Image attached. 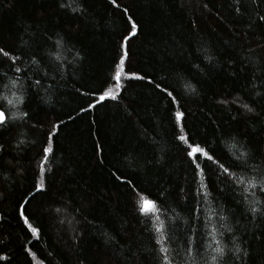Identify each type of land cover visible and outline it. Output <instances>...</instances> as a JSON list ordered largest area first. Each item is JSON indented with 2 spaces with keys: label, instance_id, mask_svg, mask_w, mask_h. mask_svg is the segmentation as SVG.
Here are the masks:
<instances>
[{
  "label": "trees",
  "instance_id": "16d2710c",
  "mask_svg": "<svg viewBox=\"0 0 264 264\" xmlns=\"http://www.w3.org/2000/svg\"><path fill=\"white\" fill-rule=\"evenodd\" d=\"M116 4L0 0V48L19 57L13 65L0 53V98L23 96L19 111L28 113L12 121L16 109L0 99L10 120L0 128V264H161L157 217L138 211L141 195L159 206L171 264H213V226L225 253L217 264H264V0ZM124 8L139 31L118 87L122 37L131 31ZM102 90L117 98L96 103ZM89 103L96 106L80 111ZM176 111L185 113L181 122ZM53 123L60 129L41 173ZM182 134L235 179L202 158L198 176ZM241 151L246 163L235 158ZM202 183L207 197L197 194Z\"/></svg>",
  "mask_w": 264,
  "mask_h": 264
},
{
  "label": "snow or ice",
  "instance_id": "6c2138e0",
  "mask_svg": "<svg viewBox=\"0 0 264 264\" xmlns=\"http://www.w3.org/2000/svg\"><path fill=\"white\" fill-rule=\"evenodd\" d=\"M111 3L116 6L119 7V5L116 4V0H111ZM206 6V5H205ZM61 7H64V5H61ZM73 12L76 11H83V9L77 7V8H72ZM123 12L127 15L128 13V9L124 8ZM260 19L264 20V17H261ZM127 20L130 23V28L131 31L122 37V42H121V50H122V56L119 59V63L117 65V70L115 71V75L113 77V79L117 82V86L119 87V81L121 80V72L124 70V66H125V61L128 58V50H127V44L128 41L136 36L138 34L139 31V27L136 24V22L133 20L131 15H127ZM58 44L62 43V41H58ZM0 53L3 54L4 57H8L13 65L15 64V62L19 59V57L16 56H10L9 52L5 51L3 48H0ZM207 59L211 60V57H207ZM16 72H20L21 69L19 67L15 68ZM131 78L134 79H138V80H144L145 77L144 76H140V75H136V74H132ZM13 84L16 83V81L12 82ZM36 85H39V81L35 82ZM149 83H152V81L149 79ZM7 87V86H5ZM155 87L157 89H160L162 92L166 93L168 97L172 98V101L174 103H177L175 100V97L173 96V93L171 91H168V89L165 88H161L160 84H155ZM188 87L192 90L195 91L194 88H192L191 85H188ZM86 95V94H85ZM257 95H259V93H257ZM117 98V94H114L111 90H102V94L99 96L98 100L96 101V103L102 102L105 99H116ZM0 99H4L7 103V105L9 106V110L11 109H16V112H13L11 120L12 121H24L26 120V118H28V113L27 112H22L19 111V105L24 103V99L23 96H20L16 101L13 100H7L6 97L0 98ZM219 103H226V101H219ZM96 106V104L94 103H89L88 104V108H81L80 111L82 112H87L90 109L94 108ZM242 107L247 110L248 112H252L253 109L251 107H249V105L244 104L242 105ZM18 113V114H17ZM185 116V113L182 111H176L174 113V117L175 120L177 122H181L183 120ZM10 123L9 120V116L6 112V110L3 107H0V128H7L8 125ZM60 123H63V121H61ZM182 127V125H181ZM60 129V124L58 123H53L51 125V128L49 129L48 133L46 134V141H45V146L42 148V157H41V161H40V165H39V171L41 173H43L45 171L44 165L48 162V157L49 154H53L54 153V148L53 145L51 143H49V141L52 140L53 136L58 134V131ZM178 140L184 142L186 144V155L188 156V158L193 162V164L195 165V168L197 170V175L198 176H203L204 175V171L201 168L200 164L197 162L199 159H204L207 161H212L213 163H215L217 165V167L219 169L222 170V173L232 177L233 179H235V174L229 171V168L224 167V165L219 164L218 161L215 160L214 156L210 155L208 153V151L204 148L201 147L200 144L196 143H189V137L187 135H180L177 137ZM233 149L240 147L242 148L243 146L240 145H236L233 144L231 146ZM4 151V146L2 144H0V153H2ZM248 157V153L246 151H241L239 155H237L235 158L237 161H241L243 163H246V158ZM206 179V177H205ZM127 184H131L130 180L124 181ZM239 184H244V180L243 178L238 180ZM258 186L257 182L255 180H249L248 181V187L250 188H256ZM34 187L36 188L37 191H41L45 189V185L43 180L40 181L39 186L34 184ZM259 187L261 188V190H264V179H262L259 182ZM245 191H247L248 189L245 188ZM134 195H138V193L136 192V190H133ZM197 194H203L204 197H207L209 195V193L207 192V184L202 183L200 188L197 189ZM28 201H25V204H27ZM138 211L147 217H151V216H156V222L154 223V230L156 233H158V237H157V244L161 245L160 249H159V253L161 254V264H171V260L169 258V248L164 246L165 243L168 241L169 237L167 235H165L166 229L165 226L163 224V222H161L159 220V206L157 205L155 200L149 199L146 196H140L138 202ZM252 212H256L257 209L252 208L251 209ZM212 214H215L214 210L212 211ZM19 215L21 216V218L23 219L24 223L27 225L28 229H30L31 232L33 233H38V229L36 227H33L31 223H29L28 220V216L25 215V211H24V205H20V211H19ZM226 219V217L224 216H220V220H224ZM229 232L232 231L231 228L228 229ZM216 233L217 230L216 228L213 226L212 230L209 232V235L212 236V240L213 243L216 244V247L213 248V252L217 253V255H214L211 257L213 264H217V258L220 257L221 259L224 257L225 253H224V249L220 246V241L217 240L216 237ZM186 245H188V247L186 248V251L189 255H191V243L192 241L186 240ZM208 248H212V243H209L207 245ZM236 253H241L243 252V249H241L239 246L236 247L235 249ZM244 255H247L246 252H244Z\"/></svg>",
  "mask_w": 264,
  "mask_h": 264
}]
</instances>
